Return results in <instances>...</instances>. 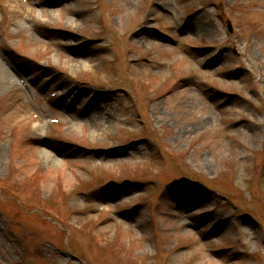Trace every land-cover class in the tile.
Here are the masks:
<instances>
[{
    "label": "rangeland",
    "instance_id": "rangeland-1",
    "mask_svg": "<svg viewBox=\"0 0 264 264\" xmlns=\"http://www.w3.org/2000/svg\"><path fill=\"white\" fill-rule=\"evenodd\" d=\"M0 264H264V0H0Z\"/></svg>",
    "mask_w": 264,
    "mask_h": 264
},
{
    "label": "bare ground",
    "instance_id": "bare-ground-1",
    "mask_svg": "<svg viewBox=\"0 0 264 264\" xmlns=\"http://www.w3.org/2000/svg\"><path fill=\"white\" fill-rule=\"evenodd\" d=\"M51 14H53V11H51L50 12V15H49V17L50 18H52V15ZM71 20L69 21L70 22V24H75V26L77 27L78 26V23L76 22L77 21V19H75V18H70ZM74 26V25H73ZM3 73H2V79H3V82H11V81H14L15 80V78L13 77V74H12V72L10 71V69L8 68V67H6V66H4L3 65ZM75 129H76V125H74V124H70V125H68L67 127H66V130L67 131H69V132H74L75 131ZM47 152V154L49 155V156H51V154H49V152L48 151H46ZM51 159L52 160H55L56 158L54 157V156H51Z\"/></svg>",
    "mask_w": 264,
    "mask_h": 264
}]
</instances>
